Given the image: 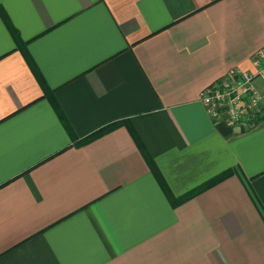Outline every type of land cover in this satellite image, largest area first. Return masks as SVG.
I'll use <instances>...</instances> for the list:
<instances>
[{
  "label": "crops",
  "instance_id": "obj_1",
  "mask_svg": "<svg viewBox=\"0 0 264 264\" xmlns=\"http://www.w3.org/2000/svg\"><path fill=\"white\" fill-rule=\"evenodd\" d=\"M0 8L56 104L0 19V264H264V103L240 132L199 102L253 72L264 0ZM144 153L174 198L230 175L173 205Z\"/></svg>",
  "mask_w": 264,
  "mask_h": 264
},
{
  "label": "built area",
  "instance_id": "obj_2",
  "mask_svg": "<svg viewBox=\"0 0 264 264\" xmlns=\"http://www.w3.org/2000/svg\"><path fill=\"white\" fill-rule=\"evenodd\" d=\"M253 72L229 70L225 77L199 94V102L214 124H223L240 132L258 125L264 96L254 86H264V48L253 57Z\"/></svg>",
  "mask_w": 264,
  "mask_h": 264
},
{
  "label": "trees",
  "instance_id": "obj_3",
  "mask_svg": "<svg viewBox=\"0 0 264 264\" xmlns=\"http://www.w3.org/2000/svg\"><path fill=\"white\" fill-rule=\"evenodd\" d=\"M0 19L4 22V24L7 26V28L11 31V33L13 34V37H14V40H15V43H16V46H17V49L21 50V52L23 53V55L25 56V59L27 60L29 66L31 67V69L33 70V72L35 73L36 77H37V80L39 81L40 83V86H41V89H42V92H43V95L49 99L54 107L56 108V104L55 102L52 100V92L51 90L46 86L45 82L43 81L42 77L39 76V74L35 71V67L32 63V61L30 60V58L28 57L26 51H25V43H22L20 41V39L18 38V36L16 35L15 31L12 29L6 15H5V12L3 11L2 8H0ZM109 128H103L101 130H98L97 132H95L92 136H90V138H94V137H97L101 134H103L104 132H106ZM134 136V135H133ZM88 138V139H90ZM134 139L136 140L137 142V139L134 137ZM139 148L140 147V144L138 145ZM142 150V149H141ZM144 157H145V160L147 162V165L149 167V169L151 170V173L153 174V176L155 177V179L157 180L159 186L161 187L163 193L165 194V196L172 202L173 205H177L181 202H184L186 201L187 199H189L190 197L194 196L195 194H197L198 192L200 191H203L205 189H208L209 187L215 185L216 183H218L219 181L225 179L226 177H228L230 175L229 172H226V173H223L221 174L220 176L206 182L205 184H203L202 186H200L199 188L181 196L180 198H174V196L170 193L169 189L167 188L161 174L159 173L158 169L156 168L154 162L144 153Z\"/></svg>",
  "mask_w": 264,
  "mask_h": 264
},
{
  "label": "rangeland",
  "instance_id": "obj_4",
  "mask_svg": "<svg viewBox=\"0 0 264 264\" xmlns=\"http://www.w3.org/2000/svg\"><path fill=\"white\" fill-rule=\"evenodd\" d=\"M254 86H255L257 89L261 90V91H262V88L264 87V86L261 84V82H260L259 80H256V81H255ZM263 92H264V91H263Z\"/></svg>",
  "mask_w": 264,
  "mask_h": 264
}]
</instances>
